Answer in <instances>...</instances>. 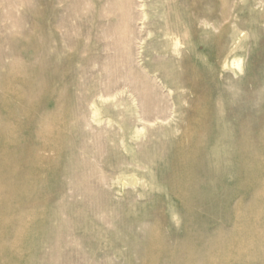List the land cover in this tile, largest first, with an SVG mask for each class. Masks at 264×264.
<instances>
[{"label":"rangeland","instance_id":"rangeland-1","mask_svg":"<svg viewBox=\"0 0 264 264\" xmlns=\"http://www.w3.org/2000/svg\"><path fill=\"white\" fill-rule=\"evenodd\" d=\"M38 7L39 0H0V112L3 99L17 106L19 92L24 105L15 117L21 126L0 118V143L20 160L7 169L22 174L6 191L14 197L0 193V264H264V0H216L214 58L202 32L198 54L175 66L183 92L160 83L148 91L162 122L138 119L133 86L105 90L96 70L85 73L76 61L68 73L61 64L66 70L37 93ZM45 7L48 34L51 12L69 22L65 2ZM65 24L52 26L54 44ZM133 48L139 73L157 52L148 43ZM143 122L138 137L125 138ZM44 139L57 151H41ZM38 149L47 157L41 164Z\"/></svg>","mask_w":264,"mask_h":264},{"label":"bare ground","instance_id":"bare-ground-1","mask_svg":"<svg viewBox=\"0 0 264 264\" xmlns=\"http://www.w3.org/2000/svg\"><path fill=\"white\" fill-rule=\"evenodd\" d=\"M55 2L57 3L65 2V12L68 18L67 21L69 22L66 23L64 21L65 19L61 14H57V12H51L53 13L52 15L54 16L53 18L54 25L52 22L50 23L48 22L49 23L48 29L51 30V34L49 31L50 34L49 35L44 27V20L47 16V11H46L47 6L45 7V0H39V6L41 7V8L38 7L40 8L39 33L36 37L35 43L32 45V47L36 49V56H37L36 64H35L37 93L39 91L41 92L42 85L45 82L49 81L52 76L54 77L60 76V74H62V72L66 70L63 68V66H61V64L66 65L67 67L66 71L68 73V70L73 69L74 61H76L81 63L80 69L85 73L88 72L91 73L93 70H96V73L99 77L98 82H100L101 85L106 86L105 90L110 85L116 86V83L123 84L126 82L131 87L133 86V89L135 90L134 93L138 98L140 97L139 101L142 102V104H140L139 101L137 102L138 104L142 105L143 108L142 113H138L137 115L138 119L143 120L145 122H150L161 118V122H162L163 117L159 116V113H161L163 109L160 108V103H159L160 101L157 100L156 103L153 102L150 103L151 102L150 100L153 101V99L151 98H154L155 96L150 97V99L148 100L147 96L150 94V93L148 94V91L151 90L152 87L154 88L153 90H155L154 87L155 84L160 83L161 89L165 88L170 92L171 91L172 92L176 91L178 93L183 92L186 85L185 82L182 80V76L175 71V66L182 67L190 59L189 52H191L193 57H195L198 54V43L201 40L200 35L202 32L204 33L205 38H207L204 41L207 43L208 46L207 47L208 57L210 58V60H212L215 56L214 45H215V36H216L215 33L216 0H55ZM58 15L59 17H57ZM59 22H62L64 24L66 23L65 24L66 29L59 32V38L61 43L54 44L55 33L53 31L52 26L55 29L56 25H58ZM78 35H81L82 39L80 40L77 39L76 37ZM147 40H149V42H146ZM147 43L151 46V48H153L154 51L157 52V54H155V57H150V59L153 61L146 60L143 62L142 65L143 71L141 72L139 71V73H134L133 72L134 68H132V64H131L132 57L133 59H136L135 58L136 56L135 57L133 56L135 54V53L133 54V49H134L133 46H138L137 50L139 51V48H142L143 44H147ZM107 51L113 53L107 54L106 53ZM239 62L236 61L233 63L238 70L241 69V65ZM133 63H136V61ZM138 65H140V62ZM135 71H137L136 68ZM9 76L13 77V74ZM120 81H124V82L121 83ZM102 89L104 90V88ZM128 89L126 90L128 91ZM7 90H11V85L9 86L7 85ZM168 91L166 92L167 95H168ZM153 92L151 93L153 94ZM98 93L100 99L105 96L104 94H101V91H99ZM18 94H16V103H18L17 106L3 99L4 101L1 100V102L2 104H4V108L7 109L6 111L0 112L1 119H4L7 116L13 117L14 125L16 127L21 126L22 123L20 122V119H17L15 117H18L24 111V105L22 104L21 95ZM107 94L111 95L110 91ZM159 96L162 97L161 95ZM118 97L120 96L118 95ZM180 97L178 96V98ZM134 100L136 99H134V95H133L132 102H134ZM161 103L164 104V101L163 102L161 101ZM92 107H93L91 110L92 118L97 120L98 118H100L101 112L99 109L96 108L95 104ZM136 107L138 106L134 104L133 109L135 110ZM164 111H166L165 108ZM145 122H143L142 125L140 126L139 125L135 126V128L125 129L124 131L125 138L138 137L141 134V132L144 131L145 129ZM101 124H103V121ZM2 127L6 130L8 129V125L6 123ZM111 129L112 127L109 128V130ZM106 130L108 131V128ZM39 134L43 135L42 133ZM100 136H102V133ZM18 137L19 136L16 135V139ZM98 137L95 138L98 139ZM19 140L17 141L18 145L12 149L15 148L17 149L19 147ZM98 141L100 142L101 139H99ZM42 142L43 144H41L39 147L41 151L42 150H44V152L57 151L56 146L52 142L48 141V139H44ZM79 142L82 143L81 141ZM105 143L107 142L105 141ZM245 144L246 143L244 137H241L238 142V145H240V147L243 148L245 147ZM39 149L35 154L34 160L37 163L41 164L44 161H46L47 157L45 156L44 153H40ZM99 153L97 154L99 155ZM10 156L11 154L9 153V148L7 147V145H1L0 143V193L1 191L2 192L5 191V193L6 191H9L10 186L13 184V181H15V179H20L22 176V174L18 173L15 170L7 169V167H9V165H11L12 162L15 163L16 161L17 162L20 161L19 158L12 159V157ZM24 159L26 160L25 157ZM99 159L101 158L99 157ZM96 169L99 170L100 168L96 167ZM90 171H93L92 168ZM94 172L96 173L97 171L94 170ZM97 173L99 174V172ZM93 176H95V174ZM100 178H101L100 180L104 179L103 177ZM10 193L11 192L6 193L8 197L11 195ZM12 196L13 195H11L9 198H11ZM17 207L18 206L16 204L15 208ZM13 210L14 209L11 205H7L6 211L13 212ZM102 220L104 219L102 218ZM0 226L4 228L3 225ZM64 239H66V237ZM79 245H81V243ZM74 252L76 251L74 250Z\"/></svg>","mask_w":264,"mask_h":264}]
</instances>
